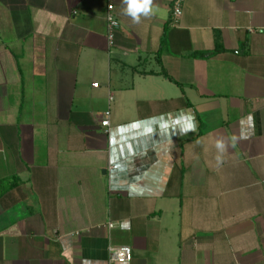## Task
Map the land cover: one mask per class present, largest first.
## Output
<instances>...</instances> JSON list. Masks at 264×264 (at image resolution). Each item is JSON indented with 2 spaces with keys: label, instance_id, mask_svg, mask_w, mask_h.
Wrapping results in <instances>:
<instances>
[{
  "label": "crops",
  "instance_id": "0c3cea01",
  "mask_svg": "<svg viewBox=\"0 0 264 264\" xmlns=\"http://www.w3.org/2000/svg\"><path fill=\"white\" fill-rule=\"evenodd\" d=\"M173 4L0 0V264H264V0Z\"/></svg>",
  "mask_w": 264,
  "mask_h": 264
},
{
  "label": "built area",
  "instance_id": "2783aa9c",
  "mask_svg": "<svg viewBox=\"0 0 264 264\" xmlns=\"http://www.w3.org/2000/svg\"><path fill=\"white\" fill-rule=\"evenodd\" d=\"M112 1V0H110ZM184 0H174L173 8H172V16L174 18V22L181 16L182 14V4ZM113 4L110 2L107 5V12L105 16V20L107 22V29H108V41L109 44H112V40L114 37L115 30L117 28L118 22L113 14ZM111 37V39H109ZM93 87H97L98 84L94 83L92 84ZM102 127H108L109 126V120H108V113H105L104 119L101 121ZM105 132H108V129H105ZM108 263H118V264H124L129 263L132 260V250L128 246H120V247H111L108 252Z\"/></svg>",
  "mask_w": 264,
  "mask_h": 264
},
{
  "label": "clouds",
  "instance_id": "9594fccd",
  "mask_svg": "<svg viewBox=\"0 0 264 264\" xmlns=\"http://www.w3.org/2000/svg\"><path fill=\"white\" fill-rule=\"evenodd\" d=\"M121 3L123 5L122 13L128 16L133 24H139L142 19L151 18L154 15V0H121ZM189 130H195L194 123L189 125ZM214 146L217 153L215 156L216 166L222 167L228 144L223 138H217Z\"/></svg>",
  "mask_w": 264,
  "mask_h": 264
},
{
  "label": "trees",
  "instance_id": "16d2710c",
  "mask_svg": "<svg viewBox=\"0 0 264 264\" xmlns=\"http://www.w3.org/2000/svg\"><path fill=\"white\" fill-rule=\"evenodd\" d=\"M221 50L220 49H214L212 51H207V52H200L198 54H196L197 56H202V57H209V56H212V55H215L217 53H219ZM165 77H167L166 75H164Z\"/></svg>",
  "mask_w": 264,
  "mask_h": 264
}]
</instances>
